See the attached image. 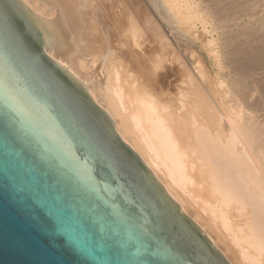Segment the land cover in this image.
<instances>
[{"label":"water","instance_id":"95a60500","mask_svg":"<svg viewBox=\"0 0 264 264\" xmlns=\"http://www.w3.org/2000/svg\"><path fill=\"white\" fill-rule=\"evenodd\" d=\"M46 3L0 0V264H230L53 58L81 73V4Z\"/></svg>","mask_w":264,"mask_h":264},{"label":"bare ground","instance_id":"6f19581e","mask_svg":"<svg viewBox=\"0 0 264 264\" xmlns=\"http://www.w3.org/2000/svg\"><path fill=\"white\" fill-rule=\"evenodd\" d=\"M20 1L33 17L60 26L49 3L40 8V0ZM92 1L105 17L88 20L91 27L80 33L81 73L53 58L106 111L120 137L230 264H264V0ZM112 6L120 7L115 15ZM124 37L128 47L118 51L145 58L135 60L141 77L128 73V61L105 57L102 44ZM156 41L165 54L154 48ZM197 41L213 59L214 78L200 55L193 71L179 58L180 47ZM166 62L183 70L169 82L168 89L175 87L169 95L159 84L171 67Z\"/></svg>","mask_w":264,"mask_h":264},{"label":"rangeland","instance_id":"374dc122","mask_svg":"<svg viewBox=\"0 0 264 264\" xmlns=\"http://www.w3.org/2000/svg\"><path fill=\"white\" fill-rule=\"evenodd\" d=\"M92 0H78V2L81 4V22L83 23V27H82V29H81V31H83L82 33H84V31L85 32H87L86 30L87 29H89V27H91L90 26V24L91 23H93V21L95 22V20L96 21H98V17H99V19L101 18H103V17H105L104 16V12L102 11V9L97 5V4H95L93 1L91 2ZM23 2V1H22ZM49 2H51V0H49ZM25 5V4H24ZM47 5V4H46ZM85 5V6H84ZM86 5H87V7H86ZM89 5V6H88ZM91 5H92V7H91ZM95 6V8H97V9H95V11H93V7ZM28 8V7H27ZM118 8V10H119V8L120 7H114V6H112L111 7V9H112V11H111V14H114L115 15V11H117L116 9ZM29 10H30V12H31V9L30 8H28ZM99 9V10H98ZM110 9V8H109ZM96 10H98L99 11V13L96 11ZM101 11V12H100ZM94 14V15H93ZM88 15V16H87ZM96 15H97V17H96ZM100 15V16H99ZM114 15H113V17H114ZM86 16V17H85ZM85 18V19H84ZM122 19H124V18H122ZM83 20V21H82ZM85 20H87V21H85ZM88 20L89 21H91V23H88ZM120 20V19H119ZM124 20H126V19H124ZM126 23V22H125ZM92 25V24H91ZM127 25V24H126ZM127 27L125 26V31L124 32H126L127 31V29H126ZM83 29H86V30H83ZM91 30H93V31H91ZM91 30H90V33L92 34V33H96L95 32V30L93 29V28H91ZM81 31H80V33H81ZM97 34H98V32H97ZM167 34H168V38H169V41H173L174 39H172L171 40V38H170V36H169V33L167 32ZM95 36H97V35H95ZM125 37H127V36H125ZM124 37V39H122V41L121 42H115L113 39H111L110 38V40H109V42L107 43V42H105L104 44H102L103 46H102V48H103V50L106 52V53H104L105 54V57L106 58H108L109 59V57H110V59L112 60L113 59V61H115L114 59H117V60H120L121 62H124V63H126L127 61V65L129 66V69H128V73H131V74H138V76H142V73L140 72L141 70H139L138 68L137 69H135L136 68V64L137 63H139L140 62V60L143 62L144 61V57L143 58H141V55H139V57L141 58V59H139V57H138V60H137V57L135 56V58H134V56L132 55V57L130 56V58H126V56L125 55H123V54H121L118 50H119V48L121 49H124L125 50V48L126 47H128V45H127V40H126V38ZM115 40H116V38H115ZM118 40V39H117ZM175 41V40H174ZM98 42L99 41H97L96 42V44H98ZM157 42V41H156ZM156 42H153V43H156ZM152 43V42H151ZM158 43V42H157ZM173 43V42H172ZM99 44H100V42H99ZM112 44H113V46H112ZM117 44V45H116ZM149 44V42L147 41L146 42V45H148ZM108 45H111L112 46V49H110L111 48V46L109 47ZM151 46H152V44H150ZM154 45V44H153ZM172 45H174V44H172ZM114 46L116 47L115 49H114ZM155 47L154 48H156L157 49V47L156 46H158V49H157V52L159 51L160 53H162L161 55H163V52H164V54H165V51L163 50V48L162 47H160V45H159V43H158V45L157 44H155L154 45ZM187 46H189L190 48H188V47H180L181 48V50L179 49V54L181 53V55H180V57L179 58H181L182 59V61H183V64L185 63H187V65H185L184 67H185V69H186V71L188 70V71H193V68H194V63H195V56H199L200 57V59H201V61H202V63L204 64V66H205V69L207 70V73L210 75V77L211 78H214L216 75H217V71L215 70L216 68L214 67V65H213V59L211 60V55H209L208 53H207V50H205V48H204V46L203 45H201V43L200 42H194V43H191L190 45H187ZM117 47H119V48H117ZM130 47V46H129ZM132 47V46H131ZM173 47V46H172ZM175 47V46H174ZM105 48V49H104ZM191 48L194 50L193 52V54H195V55H193L192 53H191ZM117 49V50H116ZM132 49V51L136 54V52L134 51V49H133V47L131 48ZM147 49V48H146ZM204 49V50H203ZM102 50V51H103ZM108 50V51H107ZM116 50V51H115ZM184 50V51H183ZM103 51V52H104ZM169 52V51H168ZM190 52V53H189ZM197 52V53H196ZM124 56V59H122V57ZM166 55H167V52H166ZM165 55V56H166ZM192 55V56H191ZM191 56V57H190ZM211 58H210V57ZM129 57V56H128ZM125 58H126V60H125ZM166 58H168V56H166ZM134 59V60H133ZM169 59H171V57H169L168 58V60ZM125 60V61H124ZM133 60V61H132ZM135 60H137V63L135 62ZM129 61H131V62H129ZM171 61H173V60H171ZM173 62H175L176 64H177V62L175 61V59H174V61ZM172 62V63H173ZM211 62H212V64H211ZM123 63V64H124ZM134 63V64H133ZM136 63V64H135ZM172 63H167L166 62V66L168 65V64H170L168 67H170V70L169 71H167V72H169V74L166 72V74L165 75H167V76H165V77H167V79H170V81L169 80H167L165 77V79L168 81V83H167V81L162 77L161 79H162V83H161V80H159V84H160V88L163 90V92L161 91V89H160V91L164 94V95H169L172 91V88H173V90H174V88L175 87H173L172 85L174 84V82L175 81H177L178 79H179V77L181 76V74H183V70L181 69L182 67H180V66H178L177 67V65L176 64H174L173 63V65H172ZM211 65H210V64ZM135 66V67H134ZM172 66H173V70H172ZM175 66V67H174ZM186 66H187V68H186ZM176 68V69H175ZM180 68V69H179ZM191 68V69H190ZM168 70V69H167ZM179 70V71H178ZM173 71V72H172ZM170 72H171V74H170ZM180 72H182L181 74H180ZM170 75V76H169ZM179 75V76H178ZM170 78H169V77ZM172 76V77H171ZM178 76V77H177ZM139 77V78H140ZM176 77V78H175ZM181 78V77H180ZM173 79H176L175 81L173 80ZM166 82V83H164V82ZM169 82H172L173 84H171V90L170 89H168V87L170 86V84H169ZM164 84H165V89L162 87V86H164ZM169 85V86H168ZM175 86V85H174ZM167 87V88H166ZM169 91H168V90ZM164 90H166V91H164ZM170 92V93H168V92ZM260 107V106H259Z\"/></svg>","mask_w":264,"mask_h":264}]
</instances>
